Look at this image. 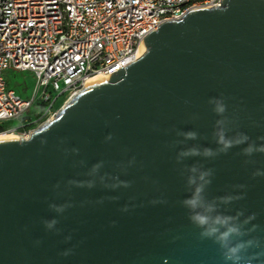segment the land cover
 Returning <instances> with one entry per match:
<instances>
[{"label": "water", "instance_id": "1", "mask_svg": "<svg viewBox=\"0 0 264 264\" xmlns=\"http://www.w3.org/2000/svg\"><path fill=\"white\" fill-rule=\"evenodd\" d=\"M141 47L0 139V264H264V0L192 8Z\"/></svg>", "mask_w": 264, "mask_h": 264}, {"label": "built area", "instance_id": "2", "mask_svg": "<svg viewBox=\"0 0 264 264\" xmlns=\"http://www.w3.org/2000/svg\"><path fill=\"white\" fill-rule=\"evenodd\" d=\"M221 0H0V127L21 138L54 118L96 74L139 58L141 41L167 20ZM31 71L25 99L8 71Z\"/></svg>", "mask_w": 264, "mask_h": 264}, {"label": "rangeland", "instance_id": "3", "mask_svg": "<svg viewBox=\"0 0 264 264\" xmlns=\"http://www.w3.org/2000/svg\"><path fill=\"white\" fill-rule=\"evenodd\" d=\"M7 79L9 86L13 88L18 95L22 98H29L33 94V87L35 84V75L31 71H8ZM16 121H10L5 124V129L0 133H13L17 134L13 130H9L12 125H15Z\"/></svg>", "mask_w": 264, "mask_h": 264}, {"label": "bare ground", "instance_id": "4", "mask_svg": "<svg viewBox=\"0 0 264 264\" xmlns=\"http://www.w3.org/2000/svg\"><path fill=\"white\" fill-rule=\"evenodd\" d=\"M144 52V49L141 47L138 51V56H141ZM104 78L102 75L100 74H96V75H93L92 77L89 78L88 80V83H93L97 80H100ZM13 138H21L18 134H13V133H5V134H1L0 133V139H13Z\"/></svg>", "mask_w": 264, "mask_h": 264}, {"label": "clouds", "instance_id": "5", "mask_svg": "<svg viewBox=\"0 0 264 264\" xmlns=\"http://www.w3.org/2000/svg\"><path fill=\"white\" fill-rule=\"evenodd\" d=\"M189 135L194 136V134H189ZM199 191H200V189L198 188L197 193H199ZM186 203H188L193 208H195L198 204V195H197V197H194L193 199L186 201ZM194 219L197 220L200 224H206L207 223V219L204 216L197 215L194 217ZM231 251H232V253H235L236 249H231Z\"/></svg>", "mask_w": 264, "mask_h": 264}, {"label": "trees", "instance_id": "6", "mask_svg": "<svg viewBox=\"0 0 264 264\" xmlns=\"http://www.w3.org/2000/svg\"><path fill=\"white\" fill-rule=\"evenodd\" d=\"M3 130V127H0V131Z\"/></svg>", "mask_w": 264, "mask_h": 264}]
</instances>
